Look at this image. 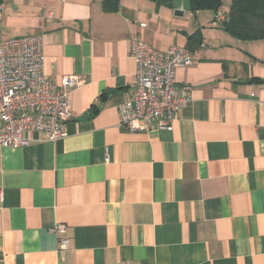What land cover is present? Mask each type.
I'll return each mask as SVG.
<instances>
[{
	"label": "crops",
	"instance_id": "0c3cea01",
	"mask_svg": "<svg viewBox=\"0 0 264 264\" xmlns=\"http://www.w3.org/2000/svg\"><path fill=\"white\" fill-rule=\"evenodd\" d=\"M101 1L0 2V39L40 36L45 74L82 81L64 138L0 146V264H264V39H236L186 0ZM198 30L172 130L127 132L130 40L165 51Z\"/></svg>",
	"mask_w": 264,
	"mask_h": 264
},
{
	"label": "built area",
	"instance_id": "2783aa9c",
	"mask_svg": "<svg viewBox=\"0 0 264 264\" xmlns=\"http://www.w3.org/2000/svg\"><path fill=\"white\" fill-rule=\"evenodd\" d=\"M3 9L0 3V12ZM224 15L218 13L213 26ZM129 54L136 69L131 91L118 107L120 126L127 132L171 131L180 111L190 100L189 88L178 89L174 73L195 64L185 47L159 51L139 37L130 40ZM44 53L40 36L0 39V146L22 148L34 133L50 141L66 136L72 117L70 93L82 81L63 76L56 84L43 70ZM66 227L56 224L49 232L59 237V250L69 247Z\"/></svg>",
	"mask_w": 264,
	"mask_h": 264
},
{
	"label": "trees",
	"instance_id": "16d2710c",
	"mask_svg": "<svg viewBox=\"0 0 264 264\" xmlns=\"http://www.w3.org/2000/svg\"><path fill=\"white\" fill-rule=\"evenodd\" d=\"M120 0H102L101 9L104 13H114L119 9ZM157 6L171 7L172 0H151ZM192 13L211 11L215 17L219 13L222 0H186ZM1 2V0H0ZM224 20L216 25L229 35L240 40L264 39V0H230ZM215 27V26H214ZM200 30L187 35L186 49L192 51L200 43Z\"/></svg>",
	"mask_w": 264,
	"mask_h": 264
},
{
	"label": "rangeland",
	"instance_id": "374dc122",
	"mask_svg": "<svg viewBox=\"0 0 264 264\" xmlns=\"http://www.w3.org/2000/svg\"><path fill=\"white\" fill-rule=\"evenodd\" d=\"M230 6V0H222V5L219 9L220 14H224V12H227Z\"/></svg>",
	"mask_w": 264,
	"mask_h": 264
}]
</instances>
